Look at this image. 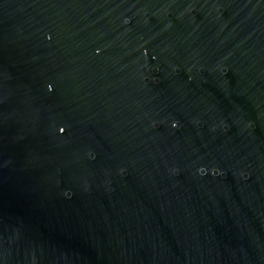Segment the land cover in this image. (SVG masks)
<instances>
[{"label": "water", "instance_id": "water-1", "mask_svg": "<svg viewBox=\"0 0 264 264\" xmlns=\"http://www.w3.org/2000/svg\"><path fill=\"white\" fill-rule=\"evenodd\" d=\"M0 264H264V0H0Z\"/></svg>", "mask_w": 264, "mask_h": 264}, {"label": "clouds", "instance_id": "clouds-1", "mask_svg": "<svg viewBox=\"0 0 264 264\" xmlns=\"http://www.w3.org/2000/svg\"><path fill=\"white\" fill-rule=\"evenodd\" d=\"M173 126L175 127V125H173ZM200 172H201V173H203V172H204V169H203V168H201V169H200Z\"/></svg>", "mask_w": 264, "mask_h": 264}]
</instances>
